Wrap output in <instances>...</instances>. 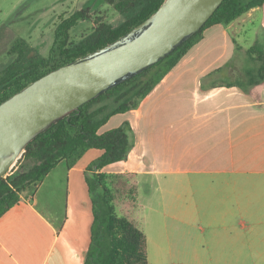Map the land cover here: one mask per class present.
Returning <instances> with one entry per match:
<instances>
[{
    "label": "crops",
    "instance_id": "crops-1",
    "mask_svg": "<svg viewBox=\"0 0 264 264\" xmlns=\"http://www.w3.org/2000/svg\"><path fill=\"white\" fill-rule=\"evenodd\" d=\"M258 15L263 40L256 29L244 46L239 37ZM255 45H264V4L207 28L137 108L99 130L129 122L134 131L128 159L99 171L134 175L140 199L143 188L160 193L141 202L149 264H162L153 252L190 253L181 264H264V81L233 72ZM102 154L59 163L43 204L46 178L21 193L0 217V264L85 263L94 222L86 172Z\"/></svg>",
    "mask_w": 264,
    "mask_h": 264
},
{
    "label": "trees",
    "instance_id": "trees-1",
    "mask_svg": "<svg viewBox=\"0 0 264 264\" xmlns=\"http://www.w3.org/2000/svg\"><path fill=\"white\" fill-rule=\"evenodd\" d=\"M105 1L126 18L118 25H112L97 17L93 31L74 43L72 29L80 21L92 18L91 6L82 7L58 23L48 56L41 55L25 38H17L11 48L15 59L0 74V104L45 74L125 36L157 11L165 0ZM263 4L264 0H223L203 27L166 57L84 103L38 135L27 145L17 170L0 179V217L20 202L22 192L43 182L59 163L65 162L72 168L88 150L98 148L103 154L89 165L87 171L90 172L87 182L94 222L84 264H149L137 182L133 196L124 195L120 200L108 182L109 176L117 174L99 171L111 163L128 159L134 145V131L129 122L103 133L99 130L113 115L137 108L204 38L207 28L215 24L229 25ZM247 55L254 63L262 61L253 68H245L249 76H261L260 81L249 84L264 81V45L251 47Z\"/></svg>",
    "mask_w": 264,
    "mask_h": 264
},
{
    "label": "water",
    "instance_id": "water-1",
    "mask_svg": "<svg viewBox=\"0 0 264 264\" xmlns=\"http://www.w3.org/2000/svg\"><path fill=\"white\" fill-rule=\"evenodd\" d=\"M223 0H165L120 39L40 77L0 104V179L53 124L157 63L200 30Z\"/></svg>",
    "mask_w": 264,
    "mask_h": 264
},
{
    "label": "rangeland",
    "instance_id": "rangeland-1",
    "mask_svg": "<svg viewBox=\"0 0 264 264\" xmlns=\"http://www.w3.org/2000/svg\"><path fill=\"white\" fill-rule=\"evenodd\" d=\"M85 6H91L92 18L80 21L72 29L71 37L74 43L79 42L93 31L96 24L95 18L97 17H102L103 20L112 25H118L126 18V15L118 12L112 4L107 3L105 0H0V74L15 59V54L11 53V48L17 38H25L41 55L48 56L55 39V29L58 23L63 18L70 16L74 11ZM259 16L253 23H248L245 26L243 34L239 37L242 45L249 46L254 42L256 29L262 38ZM243 60L245 61L244 67L236 68L233 72H244L245 68H253L257 63L260 64L262 62L258 60L254 63L253 60L249 59L247 54ZM19 160L12 169L16 168L17 170L20 164ZM87 173L89 174L90 172H86V175ZM55 174L56 172L49 178H46L47 180L43 184V188L40 191L42 204L47 199L51 189L56 186L55 178L58 175L55 176ZM108 179L116 198L122 200L121 197H125L124 195L128 196L129 194L130 197L133 196L135 182H137L135 176L117 174L109 176ZM146 189L143 188L141 190V199L139 195L141 205L143 202H146L148 194L154 196L155 200L161 199L160 193L157 190ZM171 196L176 197L175 194H171ZM142 211V216L146 220L148 209L144 206L142 207ZM145 220L142 222L144 231L147 225V221ZM184 229H187V227H184ZM151 257L152 259L160 258L162 264H181L183 261L190 262L191 260V254L183 252H167L164 254L153 252Z\"/></svg>",
    "mask_w": 264,
    "mask_h": 264
},
{
    "label": "built area",
    "instance_id": "built-area-1",
    "mask_svg": "<svg viewBox=\"0 0 264 264\" xmlns=\"http://www.w3.org/2000/svg\"><path fill=\"white\" fill-rule=\"evenodd\" d=\"M16 170V168H14V169H12V170H10L8 173H7V175H10V174H12L14 171ZM6 175V176H7Z\"/></svg>",
    "mask_w": 264,
    "mask_h": 264
}]
</instances>
